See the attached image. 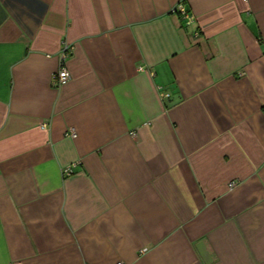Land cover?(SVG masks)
<instances>
[{
    "label": "crops",
    "instance_id": "0c3cea01",
    "mask_svg": "<svg viewBox=\"0 0 264 264\" xmlns=\"http://www.w3.org/2000/svg\"><path fill=\"white\" fill-rule=\"evenodd\" d=\"M199 241L264 264V0H0V264Z\"/></svg>",
    "mask_w": 264,
    "mask_h": 264
},
{
    "label": "built area",
    "instance_id": "2783aa9c",
    "mask_svg": "<svg viewBox=\"0 0 264 264\" xmlns=\"http://www.w3.org/2000/svg\"><path fill=\"white\" fill-rule=\"evenodd\" d=\"M175 12L179 16H181L183 19H185L187 25H189L192 22L193 16L191 14H189L188 11H186L183 3L180 2L176 5ZM66 50H67V46L63 45V47H62V58H64ZM69 80H70L69 72H68L67 68L64 66V64L61 63L60 66L58 67V69L54 72V74L52 76V82L56 86H62L64 84H66ZM42 128H44V125H42ZM69 135L73 137L74 132L71 130ZM70 171H71L70 167H67L66 169H64V173H69ZM229 186L231 187L232 184H229ZM116 264H125V263L118 262Z\"/></svg>",
    "mask_w": 264,
    "mask_h": 264
},
{
    "label": "water",
    "instance_id": "95a60500",
    "mask_svg": "<svg viewBox=\"0 0 264 264\" xmlns=\"http://www.w3.org/2000/svg\"><path fill=\"white\" fill-rule=\"evenodd\" d=\"M195 247H196L202 261L205 264H209L212 262V257L210 255L208 249L206 248V245L202 241H199L198 243H196Z\"/></svg>",
    "mask_w": 264,
    "mask_h": 264
}]
</instances>
